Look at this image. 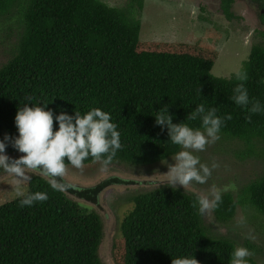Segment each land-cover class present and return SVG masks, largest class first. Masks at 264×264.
I'll use <instances>...</instances> for the list:
<instances>
[{
	"label": "trees",
	"instance_id": "1",
	"mask_svg": "<svg viewBox=\"0 0 264 264\" xmlns=\"http://www.w3.org/2000/svg\"><path fill=\"white\" fill-rule=\"evenodd\" d=\"M133 5L135 16L100 0H0V45L18 38L0 63V139L18 135L15 116L25 103L48 104L54 131L61 111L83 115L100 108L111 114L121 135L122 148L108 166L141 170L182 150L155 116L167 109L174 124L203 130L199 117L188 118L203 105L224 119L220 136L246 144L241 159L264 158V147L257 151L264 145V112H250L256 101L264 106V45L251 49L238 74L216 77L212 70L220 55L211 47L142 42L137 16L143 4L133 0ZM177 14L174 19L180 18ZM240 74L247 79H238ZM240 84L248 92L247 106L232 99ZM6 154L13 159L23 155L11 145ZM93 163L89 157L84 165ZM27 188V193L46 192L48 199L21 207V197L0 206V264H103L101 217L71 193L92 197L96 189L54 191L50 179L39 175L31 176ZM197 195L165 183L132 198L133 208L124 212L114 239L115 264H230L236 245L209 233L204 215L193 206ZM238 206L264 218V171L238 200L222 194L213 210L217 221L230 224Z\"/></svg>",
	"mask_w": 264,
	"mask_h": 264
},
{
	"label": "rangeland",
	"instance_id": "2",
	"mask_svg": "<svg viewBox=\"0 0 264 264\" xmlns=\"http://www.w3.org/2000/svg\"><path fill=\"white\" fill-rule=\"evenodd\" d=\"M100 1L111 7L121 6L122 8L128 3V0ZM136 1L143 4V10L138 15L142 24L140 35L142 42L191 43L201 47H211L220 55L212 70L213 75L220 78H231L234 74H238L244 63L249 60L251 46L247 35L248 24L241 27L239 21V25L232 26L223 23V18L213 13V18L209 23L222 32L219 37L220 42L216 43L214 42L215 35L211 30L206 32L205 29L199 27L208 26V24L202 21L205 16L200 15V11L196 8L197 3L192 2L194 6L187 9L188 19L193 21L191 27L189 20L180 18L178 22L172 20L176 13L182 10L177 8L170 10V7L165 6L168 3L166 0ZM206 6L213 12L215 8L213 4L209 3ZM127 10L130 16H135L137 11L133 4L127 5ZM241 12V9L237 11V13ZM224 26H228V28L225 29ZM235 32L239 35H236ZM17 42L18 38L14 36L8 40L6 45H0L1 64L7 61L5 52L9 51L13 47L12 44ZM261 147L264 145L259 144L257 151H260ZM245 150V143L220 136V139L215 143L208 144L204 151L195 153L200 157L202 164H207L209 167L213 162L219 164V167L212 171L207 182L205 184L193 182L185 189L181 185L177 186L188 194L197 193L198 195H207L209 198H212V190L216 188L221 190L222 194H233L238 200L240 192L251 182L257 180L264 171L263 155L241 159L238 155ZM174 163L175 161L170 158L158 164L143 167L141 170L125 164L107 165L105 167L101 162L84 166L83 170L74 167L67 168L65 176L61 178L62 182L75 186L78 191L79 189H84L83 191L98 190V195L96 196L94 192L92 197L87 193L85 197H77L76 192L71 193L74 200L83 207L98 213L101 217L104 239L99 250V256L103 264H115L113 259L114 239L118 236V227L124 212H129L133 208L132 198L165 184L168 178L169 165H174ZM25 171L30 177L33 175L42 176L38 172ZM42 177L50 179L46 176ZM27 182L28 180L17 178L11 174L0 173V206L21 198L17 194V187L27 194ZM81 193L83 194V192ZM203 218L205 227L212 236H223L233 241L236 247L248 248L253 254L247 260L251 259L256 264H264L263 217L251 209L238 206L233 221L228 225L219 223L213 210L204 214Z\"/></svg>",
	"mask_w": 264,
	"mask_h": 264
},
{
	"label": "clouds",
	"instance_id": "3",
	"mask_svg": "<svg viewBox=\"0 0 264 264\" xmlns=\"http://www.w3.org/2000/svg\"><path fill=\"white\" fill-rule=\"evenodd\" d=\"M264 2V0H262ZM238 79L246 80V74L238 75ZM233 101L240 106L249 104L247 89L243 84L234 89ZM29 106L25 103L19 108L15 116V126L18 135L15 137L5 134L0 139V173L11 174L17 178L30 180L31 177L25 170L38 172L50 178V187L54 191H66L71 185L61 182L66 174V161L76 169L83 170L84 162L91 157L96 162L107 166L117 152L122 148L121 135L117 125L112 122L111 114L100 108H91L81 115L75 112L69 115L65 111L55 115L58 130H53L54 113L47 109L48 104ZM251 113L264 112V106L256 101L250 108ZM201 119L203 130L194 129L185 123L174 124L173 117L166 109L155 116L157 125L167 127L169 140L172 144L180 146L172 159L174 165H169L167 172V186L176 188L177 185L185 189L191 183L205 184L212 175V171L219 167L213 162L211 167L200 162V157L195 155L202 152L206 146L220 139V131L224 119L217 116L215 109L206 110L199 105L188 117L195 120ZM231 117L229 116L228 119ZM11 145L13 149L22 153L19 158L13 159L6 154V148ZM17 194L21 207H31L37 202L48 199L46 192L25 194L17 187ZM211 197L197 195L194 208L200 215L215 210L222 203V191L213 188ZM253 253L246 247H236L231 253L230 264H248L247 258ZM190 264H198L197 260Z\"/></svg>",
	"mask_w": 264,
	"mask_h": 264
},
{
	"label": "flooded vegetation",
	"instance_id": "4",
	"mask_svg": "<svg viewBox=\"0 0 264 264\" xmlns=\"http://www.w3.org/2000/svg\"><path fill=\"white\" fill-rule=\"evenodd\" d=\"M168 3L165 5L166 7H170L172 9L177 8L182 11H178L180 14V19L189 20V26H193V21L188 19L187 9L190 6H194L192 2L197 3L198 6L196 8L200 11V15H204L203 22L207 23L208 26H199L205 29L206 32L210 30L215 35L214 42H220V33L222 34L220 29H216L210 22L213 18V13L223 18V23L231 24L232 26L239 25L243 27L245 24H248V39L250 41L251 49L257 45H264V2L262 0H166ZM213 4L215 8L213 12L206 6L207 4ZM133 4V0H128L124 8H127V5ZM117 8L122 9L121 6ZM123 8V9H124ZM186 11H183L185 10ZM242 10L241 13H237V11ZM236 12V13H235ZM141 11L139 12V14ZM199 15V16H200ZM198 16V17H199ZM139 16H137L138 18ZM173 21H177L178 19H172ZM188 26V27H189ZM190 28V27H189ZM200 28V29H201ZM223 28L227 29L228 26H224ZM241 29V28H240ZM202 30V29H201ZM236 35H239L235 32ZM224 35V34H223ZM239 37V36H236ZM200 40V39H199ZM96 196L98 195V190L94 191ZM93 192V193H94Z\"/></svg>",
	"mask_w": 264,
	"mask_h": 264
}]
</instances>
